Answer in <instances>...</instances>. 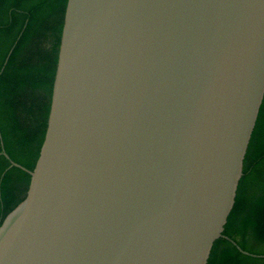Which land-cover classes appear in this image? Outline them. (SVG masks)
Returning <instances> with one entry per match:
<instances>
[{"label":"water","instance_id":"obj_1","mask_svg":"<svg viewBox=\"0 0 264 264\" xmlns=\"http://www.w3.org/2000/svg\"><path fill=\"white\" fill-rule=\"evenodd\" d=\"M263 98L264 0H66L0 264H215Z\"/></svg>","mask_w":264,"mask_h":264},{"label":"trees","instance_id":"obj_2","mask_svg":"<svg viewBox=\"0 0 264 264\" xmlns=\"http://www.w3.org/2000/svg\"><path fill=\"white\" fill-rule=\"evenodd\" d=\"M66 0H0V223L25 196L44 136ZM225 235L264 253V98ZM224 237L215 264H264Z\"/></svg>","mask_w":264,"mask_h":264}]
</instances>
